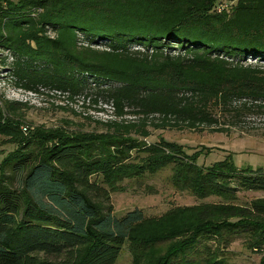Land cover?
Instances as JSON below:
<instances>
[{"label":"trees","instance_id":"1","mask_svg":"<svg viewBox=\"0 0 264 264\" xmlns=\"http://www.w3.org/2000/svg\"><path fill=\"white\" fill-rule=\"evenodd\" d=\"M0 77L137 118L99 123L101 135L23 132L25 105L2 102L0 137L14 149L0 161V264H115L125 246L132 264H229L238 236L264 251V199L237 204L264 192V168L231 155L205 167L180 144L145 141L149 128L222 133L221 117L264 114V0H0ZM166 168L175 189L219 203L114 215L120 182Z\"/></svg>","mask_w":264,"mask_h":264},{"label":"rangeland","instance_id":"2","mask_svg":"<svg viewBox=\"0 0 264 264\" xmlns=\"http://www.w3.org/2000/svg\"><path fill=\"white\" fill-rule=\"evenodd\" d=\"M0 83V105L2 106V102L7 100L8 82L7 79L0 77ZM59 103L66 104L65 100H53L47 97L39 99L34 106L24 104L25 107L19 111L21 130L27 132L28 129L54 130L60 128L68 133L101 135L106 133L107 129L99 123L120 122L122 119L132 122L137 119L133 116L121 118L111 108L102 104L92 106L87 101L78 100L72 108H66L63 104L60 106ZM39 104L41 106H37ZM97 109H103L105 112H97ZM101 118L107 121L102 122ZM223 119L219 118V124L224 126L223 123H225L224 127L228 128L227 132H212L209 129L196 131L149 128L151 135L145 141L153 143L162 138L180 144L187 154L200 153L198 164L205 167L231 155L237 167L264 168V114L248 115L242 122L235 125L226 122V118ZM13 149L12 144H4V139L0 137V161ZM170 176L171 169L166 168L155 174H146L138 179L120 182L117 190L110 195L114 215L121 217L128 211L139 209L149 220L160 218L176 209L219 203L220 200L217 197L198 199L187 191L175 189L171 184ZM237 196V204L246 206L253 200L264 199V192H238ZM248 243L243 236H238L228 242L224 253L229 264H260L264 251L260 253L256 249L252 250L248 247ZM158 249L165 250L164 247ZM156 251L157 249L150 252V258L154 259V262L162 253ZM67 258L68 254L59 257L38 255L39 262L51 264H60ZM115 264H132L131 253L127 246L123 248Z\"/></svg>","mask_w":264,"mask_h":264},{"label":"built area","instance_id":"3","mask_svg":"<svg viewBox=\"0 0 264 264\" xmlns=\"http://www.w3.org/2000/svg\"><path fill=\"white\" fill-rule=\"evenodd\" d=\"M228 5L226 3L220 4L218 6L219 9H224L226 8ZM8 85H7V92H6V99L8 101L11 102H17L20 104H27V105H35L39 99H41L42 97H47L50 99H56V100H65L66 104L63 103H59V105L61 106L63 104V106H65L66 108H72L73 104L78 102V100H82L84 102H88L90 105H92L88 99H85V97L80 96V97H74L73 99H71L69 97V94L66 92H62V91H58V90H47V89H41L40 92H35V91H29V90H24V89H20V88H15L14 86L11 85L10 80L7 79ZM1 84V83H0ZM4 86V85H2ZM57 104V103H56ZM105 106H108L109 108H111L112 111H114V106L112 105V103L110 104H104V103H99ZM97 104V105H99ZM96 105V106H97ZM37 106H41V104L37 105ZM93 106V105H92ZM97 112H105V110L103 109H97ZM100 120H102V122H106L107 120H103V118H101Z\"/></svg>","mask_w":264,"mask_h":264}]
</instances>
